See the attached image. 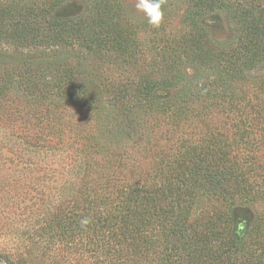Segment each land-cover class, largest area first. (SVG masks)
<instances>
[{
    "label": "rangeland",
    "instance_id": "rangeland-1",
    "mask_svg": "<svg viewBox=\"0 0 264 264\" xmlns=\"http://www.w3.org/2000/svg\"><path fill=\"white\" fill-rule=\"evenodd\" d=\"M111 1L127 14L128 36L143 45L157 41L162 25L171 36L187 31L189 0H166L159 28L136 10L137 0ZM246 1L264 17V0ZM92 4L62 0L55 10L75 21L90 18ZM198 21L214 41L236 38L223 11ZM27 54L21 64L34 59ZM52 55L72 64L79 82L98 93L101 108L80 99L35 102L24 95V80L0 81V264H264V60L215 105L193 104L180 117L162 109L128 116L106 88L126 81L116 55L77 46ZM191 68H183L186 79ZM55 77L41 80L52 84ZM176 93L163 89L157 96L168 101ZM213 149L233 162L243 194L225 200L193 191L175 214L155 215L139 233L104 222L127 195L164 185L185 154ZM83 217L90 222L82 224ZM130 231L133 238L123 242Z\"/></svg>",
    "mask_w": 264,
    "mask_h": 264
},
{
    "label": "trees",
    "instance_id": "trees-1",
    "mask_svg": "<svg viewBox=\"0 0 264 264\" xmlns=\"http://www.w3.org/2000/svg\"><path fill=\"white\" fill-rule=\"evenodd\" d=\"M88 1L93 3L91 17L75 21L56 14L62 0L0 2V48L4 51L0 54V81L24 80L27 83L24 95L35 98V102L53 97L63 101L80 99L93 110L100 109L98 93L79 82L72 64L51 56L58 49L77 46L97 56L105 52L116 55V70L123 73L126 81L116 88H106L111 100L123 105L125 115L144 111L152 114L162 109L161 112L169 111L180 117L193 104L208 106L224 100L233 84L244 81L246 72L264 60V17L246 0L234 4L223 0H189L183 19L187 31L171 36L164 33L162 25L161 36L147 45L128 36L127 14L116 1ZM218 10L236 26L233 41H214L199 25L198 20L205 14ZM24 52L28 53L26 58L34 59H24L21 64ZM186 65L193 71L187 79L183 72ZM50 73L57 76L56 82L41 80ZM173 88L177 93L171 100L159 101V90ZM240 101L248 103L249 109L256 108L254 100L253 104L250 99ZM177 164L164 185L147 193L127 195L123 203L109 211L104 222L119 229L128 226L139 233L140 228L157 221L155 215L170 216L175 206L194 198L193 191L207 196L215 194L225 200L243 194L238 186V170L228 161L226 153L218 149L199 157L185 154ZM177 217L183 219L182 214ZM85 219L88 220L83 217L82 221ZM132 238L131 231L122 234L125 243Z\"/></svg>",
    "mask_w": 264,
    "mask_h": 264
},
{
    "label": "clouds",
    "instance_id": "clouds-1",
    "mask_svg": "<svg viewBox=\"0 0 264 264\" xmlns=\"http://www.w3.org/2000/svg\"><path fill=\"white\" fill-rule=\"evenodd\" d=\"M166 0H137L136 10L142 13L148 24L153 28H159L164 21V4ZM83 220L82 224H87Z\"/></svg>",
    "mask_w": 264,
    "mask_h": 264
}]
</instances>
